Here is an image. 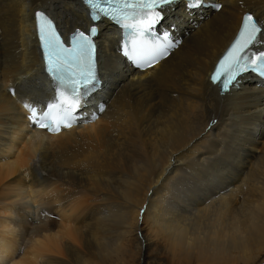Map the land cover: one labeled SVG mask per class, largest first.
<instances>
[{"label": "bare ground", "instance_id": "6f19581e", "mask_svg": "<svg viewBox=\"0 0 264 264\" xmlns=\"http://www.w3.org/2000/svg\"><path fill=\"white\" fill-rule=\"evenodd\" d=\"M214 2L165 8L178 46L144 72L101 20L104 83L82 109L99 119L49 135L24 107L54 98L34 16L68 36L88 8L0 0V264H264V83L246 75L222 95L209 81L242 16L264 23V0Z\"/></svg>", "mask_w": 264, "mask_h": 264}, {"label": "snow or ice", "instance_id": "6c2138e0", "mask_svg": "<svg viewBox=\"0 0 264 264\" xmlns=\"http://www.w3.org/2000/svg\"><path fill=\"white\" fill-rule=\"evenodd\" d=\"M89 10L93 26L87 32L76 29L67 38L60 33L55 22L44 12H36L35 34L43 57L44 70L55 86L56 95L44 106L25 104L28 120L36 128L49 134H60L80 123H94L96 112L88 117L82 109L99 85L96 75V45L98 24L107 19L128 34L122 54L134 66L144 70L153 68L178 45L164 33L161 38L155 26L162 19L163 10L177 0H82ZM209 0H187L189 10L204 7ZM220 11L222 5H209ZM264 23L252 13H245L237 34L219 59L210 79L222 94L229 93L248 73L264 78ZM98 111H105L103 105ZM213 124L215 121L212 122ZM143 212V210H142ZM47 215V213H45Z\"/></svg>", "mask_w": 264, "mask_h": 264}, {"label": "water", "instance_id": "95a60500", "mask_svg": "<svg viewBox=\"0 0 264 264\" xmlns=\"http://www.w3.org/2000/svg\"><path fill=\"white\" fill-rule=\"evenodd\" d=\"M102 21H105V22H107L108 24H112V22L109 21V20H107V19H102Z\"/></svg>", "mask_w": 264, "mask_h": 264}, {"label": "rangeland", "instance_id": "374dc122", "mask_svg": "<svg viewBox=\"0 0 264 264\" xmlns=\"http://www.w3.org/2000/svg\"><path fill=\"white\" fill-rule=\"evenodd\" d=\"M209 10V9H208ZM103 24V23H102Z\"/></svg>", "mask_w": 264, "mask_h": 264}]
</instances>
